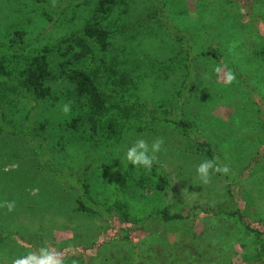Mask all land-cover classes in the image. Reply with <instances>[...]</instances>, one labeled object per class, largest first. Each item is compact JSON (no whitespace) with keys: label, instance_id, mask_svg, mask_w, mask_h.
I'll list each match as a JSON object with an SVG mask.
<instances>
[{"label":"trees","instance_id":"trees-1","mask_svg":"<svg viewBox=\"0 0 264 264\" xmlns=\"http://www.w3.org/2000/svg\"><path fill=\"white\" fill-rule=\"evenodd\" d=\"M221 1L240 7L247 20L255 22L257 16L252 13L247 0ZM35 2L36 11L51 26L56 25L70 8L83 9L85 6L86 9L78 28L56 39L43 41L44 34L29 36L23 30H13L0 40V143L22 137L28 141L32 152L31 171L19 170L23 159L14 160L17 164L15 170L0 171V189L6 191V201H13L11 197L16 189L23 191L30 188L37 176L43 180L48 178L51 184L48 188L53 198L47 204L59 209L57 203L61 199L67 204V209L59 210L64 215L99 218L108 226V232H101L106 236L97 241L96 233L86 239L84 236L78 237L76 232L71 238L56 239L47 226L39 223L36 224L35 234L33 232V241L39 248L49 246L44 238L45 231L55 241L54 249L66 257L67 264L73 259L79 264H89L94 255L86 253L99 252L103 245L115 248L114 245L110 246L111 243L121 242L135 248L133 237L145 232L148 224L150 227L221 217L239 226V232L250 240L251 251L240 253L235 262L222 258L210 262L206 251L199 252L198 259L183 264H264V218H251L245 214L243 210L246 204L240 208L228 207L222 202L210 206L195 201L191 204L180 201L175 198L162 166L154 162L149 172L128 162L120 168L118 161L121 159L118 160L112 150L128 135L147 131L159 124L179 132L198 159L215 157L225 165L217 146L203 137L183 112L184 102L193 90L196 76L191 70L193 60L217 56V48L207 47L194 52L187 34L167 20L163 0H153L148 12L132 16L129 14L132 0H57L55 7L45 0ZM253 27L255 36L264 43V25ZM143 38L164 39L176 50L173 55L159 60L150 59L141 46ZM251 51L252 56L258 54L256 49ZM175 74L177 78L172 80L175 87L169 98L165 101L156 99L149 104L147 99L150 93H141L144 83H156V86L157 82L167 81L170 75L176 77ZM55 82H64L65 85L59 94L62 106L65 103L71 105V111L67 114L62 111V117L56 121L42 115L43 110L39 108ZM155 86L151 85L152 88ZM244 87L264 128L261 102L251 87L246 84ZM63 148L70 152L55 160L54 154ZM262 155L264 151L260 153V150H256L247 167L257 163ZM106 170L113 176L115 191L121 194V197L110 202L98 199L94 192L95 185L102 184V173H106ZM222 175L228 194L231 197L241 196L232 171ZM136 196L163 202H157L152 210L142 216L132 217L128 211V200ZM33 197L41 200L38 194ZM7 215V208L0 207V248L16 250L4 259L6 264H11L14 258L35 250L37 246L24 243L21 234L19 237V233L12 232L5 219H10ZM115 224H123L124 228L115 230ZM191 225L188 226L189 234L194 237L195 231ZM215 238L219 244L225 245L226 240L221 235H215ZM17 247H21V250ZM232 252L236 254L234 249ZM2 260L0 256V264ZM119 261L121 264H139L140 259L133 256L129 261ZM117 262L108 260L104 264ZM96 264H99L98 261Z\"/></svg>","mask_w":264,"mask_h":264},{"label":"rangeland","instance_id":"rangeland-1","mask_svg":"<svg viewBox=\"0 0 264 264\" xmlns=\"http://www.w3.org/2000/svg\"><path fill=\"white\" fill-rule=\"evenodd\" d=\"M45 1L48 4L53 3V0ZM163 1L167 20L180 32L187 34L194 52L207 47L217 48V56L197 57L193 60L191 70L196 76L193 90L184 102L183 112L184 117L195 124L198 132L217 146L223 163L229 166L235 177V184L241 196L231 197L228 194L225 177L222 174L214 173L209 184H202L196 168L203 160L194 155L179 132L165 125L158 124L147 131L128 135L117 148H113L115 157L121 159L118 166L120 168L126 166L127 149L138 138H144L151 143L156 137H162L164 144L157 153L156 163L162 166L167 174L176 199L188 204L195 201L210 206L222 202L228 207L241 208L246 204L245 209L243 208L245 214L251 218H264V155L260 156L257 163L247 167L256 150H260V153L264 151V128L256 117L255 105L251 103L244 87L246 84L255 91L264 111V43L253 32V25H264V0L246 1L251 5L252 13L258 17L254 23L247 20L240 7L223 3L221 0ZM152 2L153 0H132L130 16L145 14L150 10ZM36 5L35 0H0V40L5 39L13 30H23L29 36L44 34L43 41L56 39L78 28L86 9L85 6L83 9L70 8L62 14L56 25L51 26L38 14ZM141 46L149 54L146 57L156 60L173 55L176 50L175 46L160 38H143ZM252 49H256L258 54L252 56ZM229 70L235 74L239 73L240 78L236 76L233 83L226 84L225 76ZM173 78H177V75L176 77L170 75L164 83L157 82V87L156 83L149 81L150 85L144 83L141 93L144 91L150 93L147 102L151 104L156 99L165 101L169 98L175 87L172 84ZM64 86V82H55L51 85L49 96L39 106L43 110L42 115L54 121L60 120L63 112L60 102L62 97L59 94ZM68 151L70 152L63 148L54 154V159L63 158ZM31 153L30 144L22 137L0 143V171L5 173L15 170L16 159L24 160L19 170L31 171ZM99 159L97 157L98 161ZM102 174V184L94 187L95 196L108 202L121 197L114 189L116 187L112 174L108 170ZM50 185L48 178L43 180L37 176L31 182L30 188L23 191L16 189V193L11 197L15 202V208L7 215L10 219H5L9 228L13 229L12 232L19 233V237L21 234L24 243L39 248L33 241V232L35 234L36 224L39 223L47 226L49 233L56 239L71 238L75 232L78 237L84 236L86 239L96 233L97 241L106 236L101 233L108 228L103 220L64 215L59 210L67 209V204L61 199L57 203L59 209L47 204L53 198L48 188ZM35 194H38L41 200L33 197ZM6 198L8 199L6 191L0 189V203L6 201ZM65 198L70 200L68 197ZM157 202L163 200L152 201L145 196H136L128 200V211L132 217L142 216L152 210ZM29 204L34 206L31 207ZM190 224L195 231L194 237L189 234ZM148 226L145 232H139V235L133 237L135 248L121 242L111 243L110 246L114 245L115 248L103 245L98 249L99 252L94 250L86 253L94 255L89 264H96V261L104 264L108 260L121 262L119 259L126 262L133 256L139 257V264H183L195 261L199 257V252L205 251L210 262L220 258L235 262L238 261L240 253L247 254L251 251L249 238L239 232L240 228L234 221L227 218L211 217L203 221L199 219L178 224ZM114 227L117 230L124 228V225L115 224ZM215 235H221L226 240L225 245L219 244L217 238L214 239ZM44 238L47 239L48 245L54 248L55 241L50 239L45 231ZM17 248L21 250V247ZM233 249L236 254H233ZM15 251L1 247L2 264H6L5 257L13 255ZM118 262L117 264H121Z\"/></svg>","mask_w":264,"mask_h":264},{"label":"clouds","instance_id":"clouds-1","mask_svg":"<svg viewBox=\"0 0 264 264\" xmlns=\"http://www.w3.org/2000/svg\"><path fill=\"white\" fill-rule=\"evenodd\" d=\"M56 0H53L55 7ZM219 71V68L216 69ZM236 80L235 72L229 70L225 76V83L231 84ZM62 111L67 114L71 111L70 103H65L62 106ZM164 140L162 137H156L149 143L144 138H138L126 152L127 161L134 167H143L151 172L153 163L158 160L157 153L161 151ZM231 169L227 165H222L218 162V158L205 159L196 168L197 175L202 184L211 182V175L214 173L229 174ZM0 207H6L9 212L15 208L14 201H4ZM11 264H67L66 257L54 248L44 245L38 249L28 251L19 257L12 260ZM70 264H79L75 259L71 260Z\"/></svg>","mask_w":264,"mask_h":264}]
</instances>
